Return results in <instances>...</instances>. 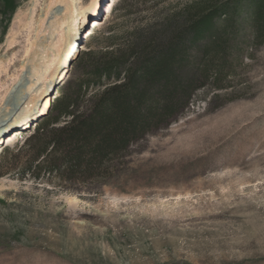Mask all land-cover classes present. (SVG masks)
Here are the masks:
<instances>
[{"label":"rangeland","instance_id":"374dc122","mask_svg":"<svg viewBox=\"0 0 264 264\" xmlns=\"http://www.w3.org/2000/svg\"><path fill=\"white\" fill-rule=\"evenodd\" d=\"M13 1L11 13L0 11L2 70L25 57L35 31L47 38L48 54L62 32L58 17L45 20L48 0ZM122 1L105 0L92 14L47 113L0 153V264H264V43L248 45L224 88L207 83L196 90L177 119L130 145L104 177L84 183L21 177L28 162L22 142L81 77L85 54L125 48L150 15L159 24L188 0H158L131 13L120 9ZM56 5L63 13L65 3ZM95 20L102 22L97 28ZM16 71L0 81L2 90L16 82Z\"/></svg>","mask_w":264,"mask_h":264},{"label":"trees","instance_id":"16d2710c","mask_svg":"<svg viewBox=\"0 0 264 264\" xmlns=\"http://www.w3.org/2000/svg\"><path fill=\"white\" fill-rule=\"evenodd\" d=\"M157 1L123 0L120 9L151 10ZM13 5L0 0L4 17ZM149 17L130 34L132 44L85 54L81 77L23 141L19 152L28 162L21 177L66 183L104 177L130 145L177 119L196 90L207 83L224 88L248 45L264 43V0H188L159 24Z\"/></svg>","mask_w":264,"mask_h":264},{"label":"bare ground","instance_id":"6f19581e","mask_svg":"<svg viewBox=\"0 0 264 264\" xmlns=\"http://www.w3.org/2000/svg\"><path fill=\"white\" fill-rule=\"evenodd\" d=\"M73 1L78 2L72 3L69 0H48L46 5L45 20L49 14L55 16V18L58 17L57 20L60 21L58 27L60 26L62 28V32L59 35L60 39L52 54H48L49 50L45 44L46 37L40 38V32L36 33L33 29L35 31V35L32 37L34 41H30V50L29 52L28 50L25 52V57L20 60L15 56L3 70L0 67V81H2L6 74L14 67L19 66V71L16 72H20L19 76H16L18 79L11 87L2 90L6 83L0 82V109L5 110L3 113H0V138L6 134L10 128H16L17 124L21 122L27 113L31 114L32 109H36L38 113L44 111L43 114L48 111L50 106L49 98L55 90L56 83L62 77L65 68H68L75 59L80 46L79 36L82 35V28L86 23H89L92 14L101 8L102 4L105 2V0H91L88 5L83 6L81 5L82 0ZM56 3H65L66 7L63 13L60 11V5H56ZM95 22H99L96 28L102 23L96 20ZM54 24L55 23L50 24L49 26H51V28L49 29L52 30V27H55ZM42 25H40L39 31H41ZM54 29H56V27ZM51 32H54V30ZM12 42L13 40H9V45H11ZM16 47L17 45L12 44L9 50H14ZM67 72L68 71L65 72L61 82L66 78ZM50 82L52 84H49ZM4 97H7V99H4ZM37 115L38 114L30 115L26 122L35 121ZM22 129L23 128H19L14 131H9L10 133L5 138L7 142H14L16 135L22 133L20 132ZM3 143L4 141L2 144Z\"/></svg>","mask_w":264,"mask_h":264}]
</instances>
